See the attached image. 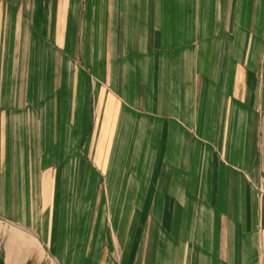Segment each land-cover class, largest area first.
Returning a JSON list of instances; mask_svg holds the SVG:
<instances>
[{"label": "crops", "instance_id": "crops-1", "mask_svg": "<svg viewBox=\"0 0 264 264\" xmlns=\"http://www.w3.org/2000/svg\"><path fill=\"white\" fill-rule=\"evenodd\" d=\"M0 264H264V0H0Z\"/></svg>", "mask_w": 264, "mask_h": 264}, {"label": "rangeland", "instance_id": "rangeland-1", "mask_svg": "<svg viewBox=\"0 0 264 264\" xmlns=\"http://www.w3.org/2000/svg\"><path fill=\"white\" fill-rule=\"evenodd\" d=\"M74 56L77 57V53H75ZM80 61L83 63V59L81 57H80ZM67 111H69V110L66 108L64 116H63V118H64L63 129H64V136L66 138H70V140H71L72 137L77 134V132L75 130V126L69 122L70 116L68 115ZM83 138H84V135H81L80 139H79L80 140L79 145L82 144ZM3 232H4V230L1 229V235H3Z\"/></svg>", "mask_w": 264, "mask_h": 264}]
</instances>
